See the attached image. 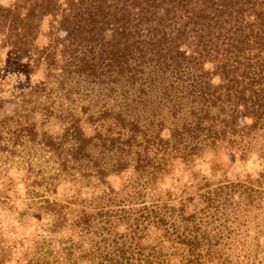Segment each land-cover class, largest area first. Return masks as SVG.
Segmentation results:
<instances>
[{"label": "trees", "instance_id": "16d2710c", "mask_svg": "<svg viewBox=\"0 0 264 264\" xmlns=\"http://www.w3.org/2000/svg\"><path fill=\"white\" fill-rule=\"evenodd\" d=\"M14 7L0 8L4 24H11L6 31L13 47L28 46L49 17L67 43L63 71L96 85L156 89L197 104L195 123L180 131L200 134L191 155L235 135L239 119L249 122L247 130L264 128V0H33L23 14ZM190 39L195 52L187 53L182 47ZM213 109L223 115L212 116ZM128 126L131 136L125 138L86 136L72 118L65 137L88 155L97 136L101 146L126 149L135 172L157 177L162 168L153 152L140 148L138 126ZM98 174V184L107 187L78 200L77 210L58 200L47 204L52 220L30 237L35 250L23 253L25 264H214L225 216L253 200L248 183L215 185L202 177L196 189L202 206L189 211L192 197L175 205L170 191L162 195L149 184H127L136 191L122 197L103 179L104 168ZM151 179L156 186L159 181Z\"/></svg>", "mask_w": 264, "mask_h": 264}, {"label": "rangeland", "instance_id": "374dc122", "mask_svg": "<svg viewBox=\"0 0 264 264\" xmlns=\"http://www.w3.org/2000/svg\"><path fill=\"white\" fill-rule=\"evenodd\" d=\"M32 2L0 0V8L18 6L23 14L24 6ZM50 21L45 17L39 23L28 46L13 47L6 31L11 24H4L0 15L5 25L4 30L0 26V264H25L23 253L35 250L30 237L52 220L48 203L67 202L77 210L78 200L107 187L98 184L100 168L106 172L103 179L122 197L134 196L136 189L129 184L138 189L149 184L162 195L170 191L175 205L178 199L192 197L189 211L202 206L196 198L202 177L215 185L248 183L253 188L252 204L225 216V238L216 247L213 262L264 264V128L247 130L249 122L239 119L235 135L226 134L215 146L191 155L200 134L180 131L195 123L197 104L156 89L96 85L63 71L67 43ZM182 50L195 52L192 39ZM214 67L206 66L211 71ZM218 111L213 109L212 116L223 115ZM72 118L86 136L125 138L131 136L127 128L134 122L139 128L135 136L143 144L140 148L153 152L162 171L157 177L135 172L126 149L120 153L109 143L101 146L97 136L98 145L88 155L77 153L65 137ZM188 155L189 161L184 159ZM116 165L120 171H115ZM151 178L159 181L156 186ZM237 198L235 194L231 200ZM155 237L153 233L151 240Z\"/></svg>", "mask_w": 264, "mask_h": 264}]
</instances>
